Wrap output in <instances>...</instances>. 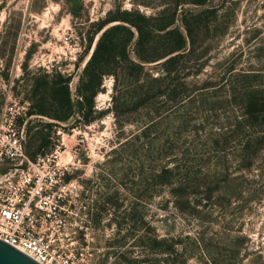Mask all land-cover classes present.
<instances>
[{
	"label": "rangeland",
	"instance_id": "obj_1",
	"mask_svg": "<svg viewBox=\"0 0 264 264\" xmlns=\"http://www.w3.org/2000/svg\"><path fill=\"white\" fill-rule=\"evenodd\" d=\"M163 3L0 0V129L16 116L28 157L50 156L51 166L58 154L66 166L60 237L76 264H229L233 243L237 264H264V135L242 106L248 94L264 96V0L181 2L187 11L216 10L197 37L193 70L203 64L189 79L198 89L136 140L139 115L119 126L110 112L85 122L76 105L59 122L26 114L30 79L42 70L72 73L75 103L87 37L108 10L149 14ZM111 86L106 77L97 110Z\"/></svg>",
	"mask_w": 264,
	"mask_h": 264
},
{
	"label": "trees",
	"instance_id": "obj_2",
	"mask_svg": "<svg viewBox=\"0 0 264 264\" xmlns=\"http://www.w3.org/2000/svg\"><path fill=\"white\" fill-rule=\"evenodd\" d=\"M206 1L164 0L161 8L149 14L135 7L108 10L104 18L92 24L87 37L84 54L89 53L98 35L79 73L75 103L70 85L73 74L56 70L49 74L42 70L30 79L34 94L26 114H39L59 122L68 119L76 105L85 122L94 118L95 111L110 112L119 126L139 115L144 124L130 140L147 134L155 126L154 116L178 110L179 104L189 101L198 89L189 79L203 64L200 62L193 70L197 37L210 30L208 14L216 10L187 11L180 5H203ZM78 66L79 61L75 63ZM106 77L112 78L109 104L97 110L95 99L105 90ZM242 106L249 122L257 123L264 135V96L248 94ZM125 141L119 145L129 142V138ZM161 171L169 174L170 168L164 166ZM237 249L233 243L229 264H237Z\"/></svg>",
	"mask_w": 264,
	"mask_h": 264
},
{
	"label": "built area",
	"instance_id": "obj_3",
	"mask_svg": "<svg viewBox=\"0 0 264 264\" xmlns=\"http://www.w3.org/2000/svg\"><path fill=\"white\" fill-rule=\"evenodd\" d=\"M53 156L51 166L50 156L28 157L16 116L0 129V165H12L0 170V239L42 264H76L60 237L68 223L66 166Z\"/></svg>",
	"mask_w": 264,
	"mask_h": 264
},
{
	"label": "water",
	"instance_id": "obj_4",
	"mask_svg": "<svg viewBox=\"0 0 264 264\" xmlns=\"http://www.w3.org/2000/svg\"><path fill=\"white\" fill-rule=\"evenodd\" d=\"M97 38H98V35L96 36L92 44V47L89 51V56L92 53V50L94 48ZM10 167H12V165L8 164L5 166H2L1 164L0 170L7 169ZM0 264H42V263H40L39 261L31 257L30 255H28L27 253L23 252L22 250L18 249L14 245L10 244L9 242H6L0 239Z\"/></svg>",
	"mask_w": 264,
	"mask_h": 264
},
{
	"label": "bare ground",
	"instance_id": "obj_5",
	"mask_svg": "<svg viewBox=\"0 0 264 264\" xmlns=\"http://www.w3.org/2000/svg\"><path fill=\"white\" fill-rule=\"evenodd\" d=\"M88 56H89V53H88L87 56L85 57L84 62H85V60L88 58ZM84 62H83V63H84Z\"/></svg>",
	"mask_w": 264,
	"mask_h": 264
}]
</instances>
